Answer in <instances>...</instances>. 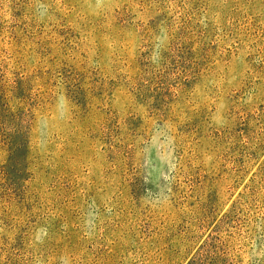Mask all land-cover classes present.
Masks as SVG:
<instances>
[{"label": "rangeland", "instance_id": "obj_1", "mask_svg": "<svg viewBox=\"0 0 264 264\" xmlns=\"http://www.w3.org/2000/svg\"><path fill=\"white\" fill-rule=\"evenodd\" d=\"M0 264H264V0H0Z\"/></svg>", "mask_w": 264, "mask_h": 264}]
</instances>
